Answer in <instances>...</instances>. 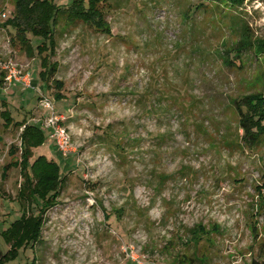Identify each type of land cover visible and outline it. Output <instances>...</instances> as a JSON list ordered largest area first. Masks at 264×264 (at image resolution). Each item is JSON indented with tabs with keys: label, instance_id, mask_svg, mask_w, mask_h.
<instances>
[{
	"label": "rangeland",
	"instance_id": "1",
	"mask_svg": "<svg viewBox=\"0 0 264 264\" xmlns=\"http://www.w3.org/2000/svg\"><path fill=\"white\" fill-rule=\"evenodd\" d=\"M14 2L0 0V70L13 63L33 84L0 83V230L20 216L23 178L14 162L22 127L13 123L42 127L47 139L32 158L57 161L62 182L40 240L11 264L261 259L264 138L243 143L235 101L264 92V56L231 49L244 32L264 39V0H102L110 34L56 21L50 61L57 71L46 83L39 57L12 42L13 29L3 25ZM29 38L35 46L38 38ZM44 97L70 136L65 155L43 127ZM199 225L204 231L195 236ZM7 249L0 237V259Z\"/></svg>",
	"mask_w": 264,
	"mask_h": 264
},
{
	"label": "trees",
	"instance_id": "2",
	"mask_svg": "<svg viewBox=\"0 0 264 264\" xmlns=\"http://www.w3.org/2000/svg\"><path fill=\"white\" fill-rule=\"evenodd\" d=\"M101 1L71 0L65 5H59L55 0H15L13 16L8 17L3 25L13 29L12 42L19 44L28 56L39 57L41 70L38 76L42 83L48 82L57 71V64L51 62L50 57L55 54L57 43L53 28L59 18L64 17L68 23L82 22L110 34L109 25L100 6ZM201 1H224L231 6L243 2V0ZM29 35L38 38L35 46ZM244 49L252 50L255 56H264V39L254 40L249 33L244 32L231 50L235 51L236 56V53ZM224 61L228 62V59L225 58ZM4 75V71L0 70V83L3 82ZM54 82L56 88L62 87L60 81ZM55 98L60 100L62 95L57 92ZM235 105L243 143L250 147L256 146L264 138V92L245 95L236 100ZM1 116L6 125L12 123L6 111L1 112ZM13 125L22 127L19 135L20 157L14 162L22 169L23 181L15 200L20 216L0 230V237L8 246L7 251L1 255L0 264L15 262L20 252L31 249L33 244L40 240L45 214L56 204L62 182L61 169L57 161L44 154L32 158L33 149L44 144L47 139L43 129L39 125L24 121ZM33 208H36L35 212ZM203 231L199 225L195 227L193 233L195 236H201ZM250 264H264V255L261 259H253Z\"/></svg>",
	"mask_w": 264,
	"mask_h": 264
},
{
	"label": "built area",
	"instance_id": "3",
	"mask_svg": "<svg viewBox=\"0 0 264 264\" xmlns=\"http://www.w3.org/2000/svg\"><path fill=\"white\" fill-rule=\"evenodd\" d=\"M4 68L7 69L4 80L9 84L12 82H20L26 87H30L32 85L31 80L28 77V73L26 74L23 70L21 71L20 69H17L15 64L8 62L4 65ZM41 101L43 102V106L49 110L48 114L44 118L43 127L47 131V136L52 140L56 150L62 155H65L68 152L70 136L64 127L58 125V119L54 115V107L52 106V103L45 97Z\"/></svg>",
	"mask_w": 264,
	"mask_h": 264
}]
</instances>
